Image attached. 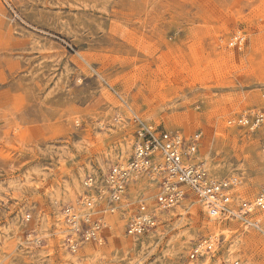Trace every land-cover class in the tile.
Wrapping results in <instances>:
<instances>
[{"label":"rangeland","instance_id":"rangeland-1","mask_svg":"<svg viewBox=\"0 0 264 264\" xmlns=\"http://www.w3.org/2000/svg\"><path fill=\"white\" fill-rule=\"evenodd\" d=\"M244 109L264 112V0H0V264H264V211L255 228L188 197L126 236L145 179L106 215L103 242H65L62 209L127 160L135 116L198 134L196 159L230 182L231 206L251 199L264 124H227ZM210 236L213 257L190 259Z\"/></svg>","mask_w":264,"mask_h":264},{"label":"built area","instance_id":"built-area-1","mask_svg":"<svg viewBox=\"0 0 264 264\" xmlns=\"http://www.w3.org/2000/svg\"><path fill=\"white\" fill-rule=\"evenodd\" d=\"M242 41L243 37L236 33L230 39L233 45ZM134 120L137 125L127 160L111 165L101 178L87 175L83 195L62 209L65 242L70 251L75 252L85 243L104 241L102 231L111 227L106 215H113L126 205L130 187L140 179L148 182L152 193L140 194L135 199V209L124 223L126 236L138 239L155 232L159 213L174 208L188 197L199 201L210 218L237 219L245 226L259 228L260 220L253 216L264 211V187L251 199H241L235 207L231 206L230 182L210 175L204 162L196 159L198 134L186 139L178 131L147 125L137 116ZM227 124L253 130L264 124V112L244 109ZM215 237L194 243L188 257H213L218 244Z\"/></svg>","mask_w":264,"mask_h":264},{"label":"bare ground","instance_id":"bare-ground-1","mask_svg":"<svg viewBox=\"0 0 264 264\" xmlns=\"http://www.w3.org/2000/svg\"><path fill=\"white\" fill-rule=\"evenodd\" d=\"M231 249H232V248H231ZM231 249H230V250H231ZM229 253H230V252H229Z\"/></svg>","mask_w":264,"mask_h":264}]
</instances>
